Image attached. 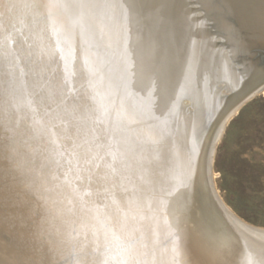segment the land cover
I'll return each mask as SVG.
<instances>
[{
  "label": "water",
  "instance_id": "obj_1",
  "mask_svg": "<svg viewBox=\"0 0 264 264\" xmlns=\"http://www.w3.org/2000/svg\"><path fill=\"white\" fill-rule=\"evenodd\" d=\"M120 1L131 2L125 24L106 0L71 5L105 20L130 66L121 78L143 102L164 100L161 75L194 93L195 112L186 93L172 96L194 142L181 146L142 117L91 50L49 44L58 13L15 5L0 21V264H264L252 248L264 240L228 211L212 173L226 126L264 90V0ZM131 119L194 154L201 183L139 152Z\"/></svg>",
  "mask_w": 264,
  "mask_h": 264
},
{
  "label": "bare ground",
  "instance_id": "obj_2",
  "mask_svg": "<svg viewBox=\"0 0 264 264\" xmlns=\"http://www.w3.org/2000/svg\"><path fill=\"white\" fill-rule=\"evenodd\" d=\"M76 2L77 0H0V21H4V23H7L5 17L8 18L9 13L14 15L12 8L15 7V5H17V7H23V8H31V9L36 8L43 13L45 12L54 13V14L58 13L60 15V21L62 22V25H60L59 30H53L51 24L49 26L50 29H48L49 27H47L45 38H47V40L49 39L48 40L49 44L52 43L56 44L58 40L65 39L73 43L75 41L76 44L83 46L85 49L88 48L89 50H91L93 55L98 57L100 61L99 63L100 68L102 66L105 69L104 71L107 74V77L111 80V82L114 85H116L117 88H119L124 93L123 96L125 97V99L128 100L129 104L132 106H136L139 114L142 117H144L147 120H152L154 122L153 124H155L157 127L165 128L167 132L166 134L175 136L182 144L181 146H185L194 142L193 138L195 137V135L194 132L192 133L193 121L189 120L187 116L181 115L182 110H180L181 108H179V103H180L179 101L177 102H175V100L172 101V99H174L172 97L173 94L178 96L177 95L178 92L186 93L188 100L186 103H184L185 105L183 106L186 108L190 107V111L195 112L202 108H200L201 105L199 104L200 103L199 100H197L196 97H194L193 95L194 93H190L191 92L190 89L186 91V89L180 85L175 86V80L172 75H169L168 79L166 78V75H161L163 78L165 77V80L167 81L165 85L166 87L162 89V93L161 90L158 88L159 89L158 92L160 94L159 97L164 96V100L159 98V101L155 102V98L153 100L152 98H149L147 102H143L142 99L140 98L141 93H137L133 88L131 89V83L129 86H127L125 84L126 82H124L121 78L122 74H121V70L119 69H123L125 71L130 69V66L128 65L127 62H125L123 58H121L118 52L114 50L115 42L113 41L111 42L112 31L110 28H108L105 25V20L100 19L95 21L92 20L88 21L84 15L78 16L76 12H74L71 5V3L74 4ZM106 2L111 6V8L114 9L112 19H115L114 21H117L116 23L121 22L125 24L126 23L125 19L131 13V2L127 4H123V2H121L120 0H106ZM10 18L11 17L9 16V19ZM126 28L128 34H130L131 29H129L128 27ZM65 32L68 34L66 35ZM11 35L12 32L9 30V37H12ZM70 38L72 39L70 40ZM141 40L142 39H140L139 42H141ZM116 64L117 65L120 64V66H117ZM165 68L168 69L167 67ZM133 69L134 68L131 66V72L133 71ZM27 72H29V68H26V73ZM148 77L147 79L149 82L154 81L152 76H150L151 79H149ZM147 79H144L143 83H145ZM31 89H34V87H31ZM132 90H134V92ZM149 90L152 91L149 93L150 95H152L154 92L153 91L154 87L149 86ZM262 94H264V90ZM87 96L89 97V94L88 95L86 94L84 98L86 100V103H89ZM159 102L160 104H158V108L161 112L156 114L151 113L152 111L149 110L148 104H150L151 106V104H157ZM211 102L213 103L214 100L212 99ZM216 105L218 106L219 104ZM204 108L208 109L210 108V105L208 104L204 106ZM174 109H179V111L176 110L177 114L173 112ZM171 114H173V117H171ZM169 116L172 119H169ZM206 118L207 120H210V117H206ZM137 123L138 121L131 119V125L133 126V128H131V135L132 132L134 133V135H137L136 142H138V146H140L141 148L143 147L139 152L149 153L150 155H154L155 157L159 156L162 158H167L165 162L170 164L171 170L177 169L179 166H181L180 170H183L184 174L189 173L190 176L192 172L197 174V176L192 177L196 185L201 183L200 182L201 178H199L198 176L199 175L198 168L197 170L195 168L196 167L195 164L197 161L194 159V154L180 152L178 149L174 150V148H172L170 144L166 143L165 139H163L160 135H158L157 133L153 134L144 127H139ZM133 141L135 142V140ZM132 152L134 153V149ZM212 163H213V158H212ZM161 171L160 174H163V172ZM212 172H213V167H212ZM237 219L242 226L244 225L243 227L249 228L251 231H253L256 235H259V237H261V239L264 240V230L255 229L254 227L246 224L239 218ZM252 248L256 254H259L261 257L264 258L263 246L261 245L260 247L252 246ZM157 257L159 258V260H162L163 255L159 254V256ZM129 260L131 262L133 258Z\"/></svg>",
  "mask_w": 264,
  "mask_h": 264
},
{
  "label": "rangeland",
  "instance_id": "obj_3",
  "mask_svg": "<svg viewBox=\"0 0 264 264\" xmlns=\"http://www.w3.org/2000/svg\"><path fill=\"white\" fill-rule=\"evenodd\" d=\"M234 115L215 147V186L230 212L264 230V94Z\"/></svg>",
  "mask_w": 264,
  "mask_h": 264
}]
</instances>
